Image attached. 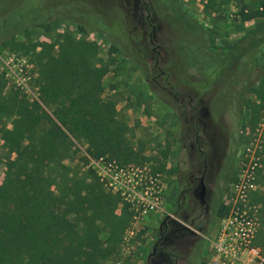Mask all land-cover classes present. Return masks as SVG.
Returning <instances> with one entry per match:
<instances>
[{
    "label": "trees",
    "instance_id": "1",
    "mask_svg": "<svg viewBox=\"0 0 264 264\" xmlns=\"http://www.w3.org/2000/svg\"><path fill=\"white\" fill-rule=\"evenodd\" d=\"M116 1L113 19L124 25L126 40L123 44L113 40L106 59L97 42L77 38L72 32L59 35L53 43H20L10 37L0 44L22 55H33L40 87L39 101L30 102L18 90L5 93L6 83L0 78V135L4 149L15 155L0 185V264H106L120 248L133 216L128 205L120 207V198L104 189L93 169L79 173L66 164L77 141L88 146L93 159L107 157L122 165L141 164L143 151L133 143L129 126L113 102L96 97L104 89L105 77L116 67L118 55L129 58L153 87L154 73L174 75L177 80L185 77L187 84L176 87H184V98L198 108L191 118L184 117L187 134L196 135L201 123L207 126L209 145L217 126L222 125L220 117L227 113L241 119L246 109L252 129L261 120L264 84L261 88L255 84L260 77L255 78L253 61L264 47V37H249L222 52L211 47L213 34L173 0L169 23L175 32L172 39L167 38V47L147 3L144 36L139 39L133 16ZM202 1L205 12L219 13L241 0ZM250 1L257 7L238 12L241 22L264 18V0ZM108 21L100 19L107 34ZM22 23L0 19V39ZM158 33L160 43L154 48ZM198 84L208 85L207 90H198ZM152 86L157 97L171 106L166 98L176 97V90L172 92L175 86L162 88L164 94ZM211 94L214 100L210 98L208 103ZM222 99L225 107L217 104ZM6 120L11 121L10 127ZM260 183L264 185V160ZM185 197L177 202L175 214L191 215L190 223L197 230L209 229L207 218L200 219L205 204L201 205L193 192ZM252 201L260 206L264 223V193L255 194ZM212 212L218 219L229 209L217 203ZM67 221L71 222V233L62 227ZM104 231L108 233L106 240L101 238ZM262 236L261 229L258 243L264 248ZM168 237L162 260L152 255L147 264H207L203 257L207 241L195 230L171 220L164 230L163 238ZM161 238L162 230L163 243Z\"/></svg>",
    "mask_w": 264,
    "mask_h": 264
},
{
    "label": "rangeland",
    "instance_id": "2",
    "mask_svg": "<svg viewBox=\"0 0 264 264\" xmlns=\"http://www.w3.org/2000/svg\"><path fill=\"white\" fill-rule=\"evenodd\" d=\"M172 1L120 0L125 10L133 16L134 29L139 34V39L144 36V17L148 14L147 3L148 7L153 9L151 13L154 17L153 23L158 27L157 32L162 33L167 47H170L167 38L172 39L175 32L174 25L169 23L174 10ZM175 2L213 34L211 47L222 52H226L241 42H246L249 37H264V18L241 22L237 16V13L243 10L256 9L257 4L250 0L232 3L219 13L205 12L202 0H175ZM115 5H117L116 0H0L1 20L23 21L12 33L10 32L4 38L1 37L0 44L12 37L20 43H53L59 35L72 32L77 38L83 37L88 41L97 42L101 56L106 59L113 40L122 44L126 40L124 25L113 19ZM101 17L109 20L108 34L100 23ZM159 36L158 33L154 37L156 42H154V48L160 43ZM31 57H33L31 53L25 56L19 51L11 50L8 46L0 45V78L6 83L4 92L7 93L11 89L18 90L28 101L34 102L39 101L40 98L39 69ZM117 60L116 67L104 79L103 91L96 97L103 101L113 102L119 117L129 126L133 143L143 151L139 163L147 164L153 171L158 169L163 175L166 201L164 211L152 216L145 224L134 226L132 216L120 248L106 264H147L154 253V248L158 247V252L165 251L170 241L168 237L163 243H159L162 222L169 216L174 217L183 226L195 230L207 241L215 229L214 225L217 220L212 212V206L224 202L230 185L238 178L242 169L257 164L254 169L257 190L253 198L255 194L264 193V185L260 183L264 160V111L260 122L254 129L251 128L250 113L246 109L241 119H236V116H231V113L220 117L219 123L222 125L216 128L217 151L213 156L211 153L208 155L209 170L205 179L204 194L208 205H205L200 217L201 219L205 216L207 223H211V227L197 230L190 223L191 215L184 217L175 214L176 202L181 191L193 190L198 196L201 186L200 179L197 178H200L203 170V160L200 158L197 146H193L195 135L187 134V124L184 119V117L191 118V114L197 112L198 108L197 105L194 107L188 98H184L183 95L187 93L184 87H176L178 84H187V80L183 76L177 80L174 75L160 77L154 73L156 82L153 87L150 80H147L148 78L133 65L129 58L118 55ZM253 62L256 64L255 78L260 77L257 78L255 84L261 88L264 84V47ZM259 80L261 81L258 82ZM150 86L157 88L161 93H163L162 88L175 86L172 92L176 90V97L173 99L170 95L166 98L172 107L158 98ZM207 87L208 85L204 84L197 85V89L202 92L206 91ZM214 96L213 94L208 96L206 99L208 103L210 98L214 100ZM224 101L222 99L217 104L225 107L227 103ZM10 122L6 120L5 124L10 127ZM191 125L190 123L189 126L192 128ZM203 128L201 126L200 129L202 139L204 137ZM76 143L75 150L67 159L66 164L74 172L83 173L90 168V159L93 158L90 157L88 146L84 142L77 141ZM202 147L203 150L208 151L207 146L202 145ZM230 150L234 153L227 167L229 171H225V161L222 157L226 156ZM14 158L15 155L4 149L0 135V185L7 175L9 162ZM213 192L216 193L215 198H213ZM120 201L121 207L124 203L121 199ZM196 222L198 220H195ZM261 223L263 238L264 223L262 220ZM71 226L70 221L62 225L67 233L72 232ZM133 229L134 235L130 237L129 233ZM107 237L108 233L104 231L101 238L106 240ZM205 251L206 246L203 256L206 261Z\"/></svg>",
    "mask_w": 264,
    "mask_h": 264
},
{
    "label": "built area",
    "instance_id": "3",
    "mask_svg": "<svg viewBox=\"0 0 264 264\" xmlns=\"http://www.w3.org/2000/svg\"><path fill=\"white\" fill-rule=\"evenodd\" d=\"M256 165L242 169L224 197L229 213L216 220L215 229L207 238V264H264V248L258 243L262 229L260 207L252 201L257 190ZM90 168L108 192L128 205L134 226L145 224L164 211L163 175L147 164L122 165L100 157L90 159ZM129 234L133 236L134 229Z\"/></svg>",
    "mask_w": 264,
    "mask_h": 264
},
{
    "label": "flooded vegetation",
    "instance_id": "4",
    "mask_svg": "<svg viewBox=\"0 0 264 264\" xmlns=\"http://www.w3.org/2000/svg\"><path fill=\"white\" fill-rule=\"evenodd\" d=\"M201 121V120H200ZM201 126H203L204 128L202 129V133L204 134V137H203V139H202V137H200V130L197 132V134L195 135V138L193 139V146H197V148H198V153H199V155H200V158H201V160H203V162H202V168H203V170H202V174H201V176H200V178L198 177L197 179H200L199 180V184H200V186H201V190H202V188H203V184L205 185V179H206V176H207V174H208V170H209V159H208V155H209V153H211L212 155L211 156H213L214 155V153H216V145H217V141H218V137L217 136H215V138L213 139V141L211 142L210 140H209V142L211 143V145H209V144H207V139H206V136H205V128L207 127V126H204L203 124L201 125ZM201 126H199L200 127V129H201ZM217 135V134H216ZM208 138V137H207ZM202 145H204V146H207V148H208V151H206V150H203V147H202ZM211 147H213V149L211 148ZM225 150V149H224ZM231 151V150H230ZM230 151L227 153V155L226 156H224V157H222V158H224L223 159V161H225L224 163V168H227V167H229V160L232 158V153H230ZM206 187V186H205ZM205 190H206V188H205ZM188 192H193L194 194H195V192L193 191V190H190V191H181L180 192V194H179V197H178V199H177V202L179 201V200H181L182 199V201H184L185 199H186V197H185V194H187ZM204 194H205V192H204ZM201 195V191L199 192V194H198V196H196V194H195V197L198 199V201H199V203L202 205V204H205V205H208V203H207V201L205 200V198H204V195H203V198L200 196ZM216 197V193L215 192H213V198H215ZM216 200V199H215ZM176 202V203H177ZM207 207V206H206ZM172 216H169V217H167L166 219H164L163 220V222H162V226H161V228H160V230H162V238H163V236H164V230H165V232H166V227L169 225V222L171 221V220H175V221H177L176 219H174V217H172ZM161 238V239H162ZM164 239V238H163ZM162 241L159 239V243H161ZM158 254V255H157ZM152 255H154L155 257H161L160 258V260H162V256H165V253H164V251H159L158 252V247H155L154 248V253L152 254Z\"/></svg>",
    "mask_w": 264,
    "mask_h": 264
},
{
    "label": "water",
    "instance_id": "5",
    "mask_svg": "<svg viewBox=\"0 0 264 264\" xmlns=\"http://www.w3.org/2000/svg\"><path fill=\"white\" fill-rule=\"evenodd\" d=\"M204 192H205V185L203 184V188L201 190V195H200L202 198H203Z\"/></svg>",
    "mask_w": 264,
    "mask_h": 264
}]
</instances>
